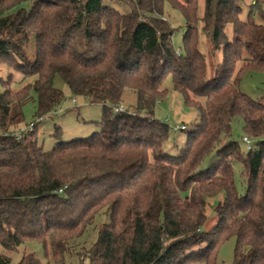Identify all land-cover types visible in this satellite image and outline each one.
I'll return each mask as SVG.
<instances>
[{
  "label": "trees",
  "instance_id": "obj_1",
  "mask_svg": "<svg viewBox=\"0 0 264 264\" xmlns=\"http://www.w3.org/2000/svg\"><path fill=\"white\" fill-rule=\"evenodd\" d=\"M106 1L0 0V64L21 74L17 90L0 93V264L26 243L40 244L46 262L28 252L16 264H215L230 238L231 264H264V103L240 90L247 74L264 73V0L246 21L243 0H117L127 13ZM166 6L184 23L180 51ZM200 37L212 58L222 54L209 72ZM167 80L197 113L175 156L164 150L169 126L154 117ZM57 81L101 116L91 136L43 151L37 122L14 132L30 101L37 121L56 112ZM125 90L132 114L114 111ZM235 120L250 150L230 139Z\"/></svg>",
  "mask_w": 264,
  "mask_h": 264
},
{
  "label": "rangeland",
  "instance_id": "obj_2",
  "mask_svg": "<svg viewBox=\"0 0 264 264\" xmlns=\"http://www.w3.org/2000/svg\"><path fill=\"white\" fill-rule=\"evenodd\" d=\"M255 0H243L240 4L241 13L240 19L247 20L250 6ZM106 3L120 13H127L128 8L122 5L117 0H107ZM264 11V4L262 6ZM202 14V5L199 3L198 17ZM162 18L168 20L175 29L172 44L176 51L181 50V40L184 32V23L181 16L168 6H166V14ZM253 21L255 24H262L261 18L254 14ZM230 37V33L228 34ZM207 42L199 38V51L204 55L208 72L213 68V65L221 62V51L215 53L214 58L208 53ZM26 55L30 61L34 59V41L30 39L26 47ZM11 75L10 83H6L8 75ZM21 74L16 71L9 70L6 66L0 64V93L8 88L12 91L17 90L21 86ZM5 83V85L3 84ZM57 87L62 90L64 100L55 113H49L41 120L33 116L34 102L30 101L23 107V123L22 127H26L29 123L37 122V140L38 144L42 146L43 151H49L58 141L67 142L74 139H82L91 136L97 131L93 122L98 121L101 116V105L98 103L90 102L83 97H74L70 94L67 86L59 81L55 83ZM167 89L166 97L157 103L154 117L166 123L170 129V138L164 146V150L171 156L178 154V149L185 142L187 134L192 130L193 126L197 123V113L194 108L187 107L183 104L182 96L179 92L171 88L170 80L165 83ZM240 90L248 95L250 98L261 101L264 103V73H250L247 74L240 83ZM124 112L132 114L130 107L135 104V94L131 90H125L122 95V102L120 103ZM184 126V130H179V127ZM242 130V123L239 120L233 121L231 125L230 139L240 144L241 138L244 136ZM251 143L255 142L250 140ZM214 160V155H210L204 162L203 167H207ZM232 168L234 171V178L238 185V190L242 189L239 180L240 165L233 161ZM217 200H214L215 203ZM105 222V218H98L95 224ZM214 224L213 213L209 212L207 222L204 225V230H209ZM95 237L94 231L90 230L84 240L86 245L90 244ZM234 247V238L228 239L224 242L217 253V260L215 264H231ZM34 253L42 262H46L44 251L40 244L26 243L20 246L17 252L10 255L11 264H16L22 253ZM203 264V263H193Z\"/></svg>",
  "mask_w": 264,
  "mask_h": 264
},
{
  "label": "built area",
  "instance_id": "obj_3",
  "mask_svg": "<svg viewBox=\"0 0 264 264\" xmlns=\"http://www.w3.org/2000/svg\"><path fill=\"white\" fill-rule=\"evenodd\" d=\"M115 112H124L123 107L120 105H118L115 109ZM32 128V123H29L26 127L24 128H20L18 130H16L14 132V135L16 136L17 139L20 138V136L22 135V133L31 130ZM179 130H184V126L179 127ZM241 143L243 144L244 148L246 150H250L252 148V143L250 141V139H248L246 136H243L241 138Z\"/></svg>",
  "mask_w": 264,
  "mask_h": 264
}]
</instances>
